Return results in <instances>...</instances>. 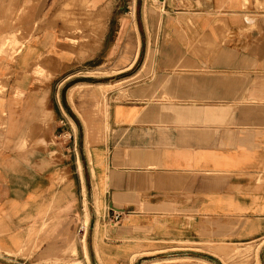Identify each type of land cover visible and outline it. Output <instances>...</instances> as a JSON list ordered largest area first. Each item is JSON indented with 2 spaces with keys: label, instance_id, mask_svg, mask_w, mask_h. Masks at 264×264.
I'll use <instances>...</instances> for the list:
<instances>
[{
  "label": "crops",
  "instance_id": "0c3cea01",
  "mask_svg": "<svg viewBox=\"0 0 264 264\" xmlns=\"http://www.w3.org/2000/svg\"><path fill=\"white\" fill-rule=\"evenodd\" d=\"M263 170L264 0H0V264H264Z\"/></svg>",
  "mask_w": 264,
  "mask_h": 264
},
{
  "label": "rangeland",
  "instance_id": "374dc122",
  "mask_svg": "<svg viewBox=\"0 0 264 264\" xmlns=\"http://www.w3.org/2000/svg\"><path fill=\"white\" fill-rule=\"evenodd\" d=\"M155 3H159V0H153ZM13 43L11 41L9 42H6V46L12 50H14L17 46L18 43H15L14 45H12ZM107 73L109 72H103V73H99V74H95V75H106ZM119 78V77H117ZM99 80V79H97ZM103 80H106L108 82V80L110 79H106V78H103ZM118 80V79H117ZM105 82V81H104ZM112 84H110L109 86H106V87H103L102 88V93L105 94L108 92V91H111L112 93H116L118 89H122L121 86L124 84L123 82L121 81H117L115 82L114 80L111 82ZM93 94V93H92ZM117 95V94H116ZM88 97V96H87ZM105 105V104H104ZM106 106H103L102 107V110H101V113H102V116H105L106 115ZM264 172V170H263ZM84 214H85V217L83 218L82 222H80L79 224V230H78V233L76 235V244L77 246L79 245L80 242H83L81 239H82V234L84 232V230H82V223H83V229L87 230L89 229L88 225H89V214H90V207L86 204L85 207H84ZM87 233V232H86ZM86 236V235H85ZM84 236V238H85ZM74 248H75V244L72 245ZM85 246V245H84ZM72 248V247H71ZM87 256V254H86ZM232 259H234L236 262H245V260H250L251 259V256H248V255H243V254H240V253H237L235 256L232 257ZM75 260H81L78 256H77V251L75 249H73V252H71V249L69 251H67L65 253V255H63V257H60V258H57V259H54L51 263L52 264H71L73 261ZM83 263L84 261L81 260ZM88 261V264H91L90 261L87 259ZM157 262L156 261H153L152 264H156ZM85 264V263H84Z\"/></svg>",
  "mask_w": 264,
  "mask_h": 264
},
{
  "label": "built area",
  "instance_id": "2783aa9c",
  "mask_svg": "<svg viewBox=\"0 0 264 264\" xmlns=\"http://www.w3.org/2000/svg\"><path fill=\"white\" fill-rule=\"evenodd\" d=\"M121 218V213L118 211H115L111 217L112 222H117Z\"/></svg>",
  "mask_w": 264,
  "mask_h": 264
},
{
  "label": "bare ground",
  "instance_id": "6f19581e",
  "mask_svg": "<svg viewBox=\"0 0 264 264\" xmlns=\"http://www.w3.org/2000/svg\"><path fill=\"white\" fill-rule=\"evenodd\" d=\"M129 33H130V32H129ZM6 40H7L6 42L11 41L10 38H7ZM83 240H84V242H85V238H84ZM87 259L89 260L88 256H87ZM71 264H84V263H83L81 260H75V261H73ZM147 264H152V262H149V263H147Z\"/></svg>",
  "mask_w": 264,
  "mask_h": 264
}]
</instances>
